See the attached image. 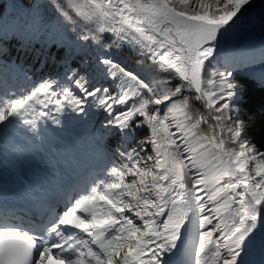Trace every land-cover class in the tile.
I'll list each match as a JSON object with an SVG mask.
<instances>
[{
    "label": "snow or ice",
    "instance_id": "obj_1",
    "mask_svg": "<svg viewBox=\"0 0 264 264\" xmlns=\"http://www.w3.org/2000/svg\"><path fill=\"white\" fill-rule=\"evenodd\" d=\"M253 3L47 0L45 35L65 50L63 71L10 85L12 70L0 65V134L24 126L39 138L40 123L62 126V117L96 111L106 114L97 143L119 139L93 175L70 180L31 218L0 206V264H255L256 250L264 264V148L241 119L236 71L256 68L248 54L219 58ZM42 6L25 4L37 14ZM37 19L13 18L10 29L0 16V41ZM92 46L107 86H93L81 69L92 67ZM113 48L129 49L155 75L118 62ZM256 51L264 85V41Z\"/></svg>",
    "mask_w": 264,
    "mask_h": 264
},
{
    "label": "trees",
    "instance_id": "obj_2",
    "mask_svg": "<svg viewBox=\"0 0 264 264\" xmlns=\"http://www.w3.org/2000/svg\"><path fill=\"white\" fill-rule=\"evenodd\" d=\"M34 0H2L3 8L0 11V16L9 22L10 29L13 24V18L17 21H22L30 16L37 15L38 19L36 21V26L26 29L24 31L17 30L16 35L12 37V32L10 30L9 36L12 37L7 41L11 42L14 49L8 51L4 56L11 55L15 60L19 61L22 66H24L32 77L31 82H39L42 78L46 76L56 77L59 73L63 71L62 60L64 57L65 50H58L57 47L51 46V38L45 35V28L47 27V21L51 20L53 17V11L47 5V0H35L43 6L40 8L39 13H36L34 8L30 9L25 7L26 3H33ZM41 20L44 21L41 24ZM3 21L0 20V23ZM105 38V43L109 40ZM234 40L229 37H225L222 40L221 47H225ZM5 41H0L4 43ZM31 42V43H29ZM57 42L60 43L59 38ZM10 45V46H11ZM26 46V47H24ZM89 56L85 59H89L92 67L89 68L88 65H80L82 71L86 69L89 73L90 79L92 80V85L99 87L101 85L107 86L108 81L103 80L98 72L95 71V55L98 52L96 46H92L88 49ZM112 58L116 59L127 65L129 68L140 72L145 76L155 75V72L149 68L147 63L138 64L137 61L139 57L133 54L129 49L124 48L122 50H117L113 48L111 50ZM51 57V59H49ZM55 57V59H53ZM220 57V56H219ZM80 64L79 55L74 59V65ZM239 72L238 83L242 89V94L244 97L241 110V119H243L247 124L248 135L255 140L256 144L264 148V89L252 85L251 82L254 80L249 78L248 72H244L243 69H236ZM93 119H96L95 131L101 134V125L106 119V114L102 112L93 111L91 114ZM84 124H88V118H84ZM82 122V121H81ZM145 131L138 133V138L145 135ZM118 137H108L107 139L100 142L99 147L102 151L109 150L115 146Z\"/></svg>",
    "mask_w": 264,
    "mask_h": 264
},
{
    "label": "bare ground",
    "instance_id": "obj_3",
    "mask_svg": "<svg viewBox=\"0 0 264 264\" xmlns=\"http://www.w3.org/2000/svg\"><path fill=\"white\" fill-rule=\"evenodd\" d=\"M263 19L264 20V7L261 9V11H259L257 14H247L244 19H243V23L245 25V27L249 30V28L257 21ZM262 33V31H261ZM261 37H258V38H251V37H247V36H243L240 38V41L242 43V46H239V45H235L232 52H236L238 49H249V46L248 44H251V43H254L256 42V40L258 41ZM258 43H254L253 46L250 47V50H248V56H249V59L251 60L253 55L254 54H258V48H259V45L257 46ZM231 52V51H230ZM250 52V53H249ZM228 54V53H227ZM231 54V53H230ZM31 134V133H30ZM41 136V134H40ZM34 140H37V142H39L41 144V146L43 148H45L46 150H51V141L47 138V137H39V138H35L33 137ZM259 256V251L256 250L253 252V254L249 257V259L253 262H255V264H259V261H260V258H258ZM180 259H182V257H180Z\"/></svg>",
    "mask_w": 264,
    "mask_h": 264
},
{
    "label": "rangeland",
    "instance_id": "obj_4",
    "mask_svg": "<svg viewBox=\"0 0 264 264\" xmlns=\"http://www.w3.org/2000/svg\"><path fill=\"white\" fill-rule=\"evenodd\" d=\"M193 3H195V0H193ZM264 7V0H254V3H253V6H252V8H250L249 9V11H248V13L247 14H250V13H252V14H257L259 11H261V9ZM261 28H264V20L263 19H261V20H259V21H257V22H255L251 27H250V29L252 30V31H256V30H260ZM226 37H229V38H232L233 40H237V37H236V35L235 34H230V35H228V36H226ZM225 38V37H224ZM49 59H51V57H49ZM258 71H260V69L258 70ZM255 75V74H254ZM93 113V112H92ZM62 120H63V128H65V129H68V127L66 126V123L67 122H65L64 121V119L62 118ZM91 122H90V125H89V131L91 132L93 129H94V127H95V120L92 118L91 120H90ZM73 131H74V133L76 134V136L78 135V133H77V128L76 127H73ZM83 141V140H82ZM93 147V146H92Z\"/></svg>",
    "mask_w": 264,
    "mask_h": 264
},
{
    "label": "water",
    "instance_id": "obj_5",
    "mask_svg": "<svg viewBox=\"0 0 264 264\" xmlns=\"http://www.w3.org/2000/svg\"><path fill=\"white\" fill-rule=\"evenodd\" d=\"M262 31V33H261ZM230 34H235L237 37L236 44L239 46H242V43L240 41V38L243 36L251 37V38H258L261 37L258 41L254 43H260L264 41V28H261L260 30L252 31L250 28L249 30L245 27L244 24H242L240 27L235 28L234 30L230 31L226 36ZM225 36V37H226ZM254 43L248 44V46H253ZM258 46V44H257Z\"/></svg>",
    "mask_w": 264,
    "mask_h": 264
}]
</instances>
